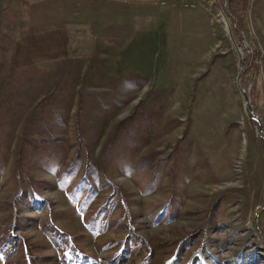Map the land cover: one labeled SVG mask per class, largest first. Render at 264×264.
Returning <instances> with one entry per match:
<instances>
[{
    "label": "rangeland",
    "instance_id": "rangeland-1",
    "mask_svg": "<svg viewBox=\"0 0 264 264\" xmlns=\"http://www.w3.org/2000/svg\"><path fill=\"white\" fill-rule=\"evenodd\" d=\"M27 1L0 0V264H264V0H159L15 67Z\"/></svg>",
    "mask_w": 264,
    "mask_h": 264
},
{
    "label": "crops",
    "instance_id": "crops-1",
    "mask_svg": "<svg viewBox=\"0 0 264 264\" xmlns=\"http://www.w3.org/2000/svg\"><path fill=\"white\" fill-rule=\"evenodd\" d=\"M156 1L29 0L25 5L26 27L17 36L13 65L75 55L76 40H130L141 8ZM104 50L96 55L108 56Z\"/></svg>",
    "mask_w": 264,
    "mask_h": 264
},
{
    "label": "trees",
    "instance_id": "trees-1",
    "mask_svg": "<svg viewBox=\"0 0 264 264\" xmlns=\"http://www.w3.org/2000/svg\"><path fill=\"white\" fill-rule=\"evenodd\" d=\"M240 5H241V7H244L245 0H241V4ZM251 53L256 56V53L253 52V50L251 51ZM242 63H244V66L247 64L246 69H245V73L246 74H247L249 69L251 70L254 67V61L251 62V61H247L246 59H243ZM245 77H246V75H244V74L241 75L242 79H244ZM76 155H77V153L75 152V156ZM74 161H75V159H72L71 162L68 164V166H72L74 164Z\"/></svg>",
    "mask_w": 264,
    "mask_h": 264
},
{
    "label": "water",
    "instance_id": "water-1",
    "mask_svg": "<svg viewBox=\"0 0 264 264\" xmlns=\"http://www.w3.org/2000/svg\"><path fill=\"white\" fill-rule=\"evenodd\" d=\"M243 92V91H242ZM243 97H244V109H245V111H246V114L249 116V117H251V118H253V119H255L256 120V118H255V116H253L252 115V113H251V109H250V105H249V102H248V98L246 97V95L244 94V92H243Z\"/></svg>",
    "mask_w": 264,
    "mask_h": 264
}]
</instances>
